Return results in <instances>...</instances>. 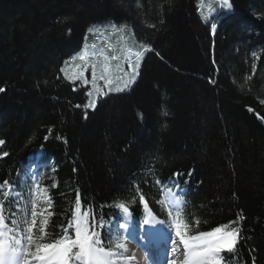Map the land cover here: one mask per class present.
Here are the masks:
<instances>
[{"label": "trees", "instance_id": "16d2710c", "mask_svg": "<svg viewBox=\"0 0 264 264\" xmlns=\"http://www.w3.org/2000/svg\"><path fill=\"white\" fill-rule=\"evenodd\" d=\"M198 1L0 0L5 235H31L39 244L75 239L82 215L97 246L111 250V224L128 217L139 226L144 203L166 220L161 198L175 188L176 220L188 236L217 227L238 230L232 251L220 252V264H264V0H229V9L216 8L208 20ZM70 5L110 14L112 28L102 39L87 32L78 55L101 53L99 59L117 63L104 73L113 89L129 79L115 80L120 60H129L132 50L144 52L142 45L150 49L122 92L95 94L94 79L96 86L103 81L100 60L94 72H69L77 50L61 47L58 33L80 37L74 24L60 19ZM26 15L37 19L52 45L35 55L20 46L13 59L6 25ZM93 100L95 108L86 107ZM35 158L48 175L42 181L49 198L44 225L37 216L33 224L14 198Z\"/></svg>", "mask_w": 264, "mask_h": 264}, {"label": "rangeland", "instance_id": "374dc122", "mask_svg": "<svg viewBox=\"0 0 264 264\" xmlns=\"http://www.w3.org/2000/svg\"><path fill=\"white\" fill-rule=\"evenodd\" d=\"M223 4H224V0H199L198 7L201 17L204 20H208L216 12L215 11L216 8L218 10L220 9L226 10L230 8V7L229 8L224 7ZM109 15H110L109 13L106 15L102 12L81 11L79 7L76 5L63 7V13L60 19L65 21L67 26H71L72 24H74L77 31L76 33L78 34L80 33L79 35L80 37L79 38H76V36L66 37L64 32L61 31L58 33L59 45L63 47L66 44H73V46L78 52L82 51L83 49L85 51L87 45H85L86 40L84 36L87 32H90L89 29H92L91 32L93 34L98 33L97 39H102L103 38L102 31L112 28V24L107 23L110 21L111 18ZM5 38H6L5 46L9 48L10 53L13 56V59H15L17 48L20 46L27 53H31L35 55L41 49L51 46L53 41L52 37L51 36L49 37L47 35V32L43 31V29H41L38 26L37 19L32 15L30 16L26 15L25 17L14 18L9 20L6 25ZM135 53H137V51L135 50L130 51V55H129L130 59L131 57H136ZM99 57L101 56H98L95 59L93 58L91 59L90 57H87V54L85 55V58L83 60L80 59V57H76V59L78 60L73 63L71 68H69L70 70L69 72H88V71L94 72L95 67L93 66L99 60L100 62L97 64V68L100 71L102 70L104 64H107L108 67L109 66L115 67L117 65V63L116 64L108 63L111 62L110 60L109 61L106 59L101 60L99 59ZM125 61L126 60L124 59L120 60V64L124 65ZM131 62L135 63L136 60ZM123 68L124 69L120 72L119 76L115 78L118 85L120 84V81L124 79V76L129 77L132 74L131 69L129 68V61L125 63ZM109 69H113V68L111 67L108 68V70ZM88 81H93V79L90 78V80ZM111 85H113V83ZM111 85L106 84L105 81H100L98 87L101 88L104 92V91H108ZM96 93L97 91H95V94ZM100 95L104 96L101 93ZM32 164L33 165L29 167V169H27L25 173L21 176V182H20L21 191L15 193L14 197L18 200L20 204V208L24 212L32 215L33 212H35L36 215L42 218L43 220L42 224L44 225L46 221V216L48 214L49 199H48L46 187L44 186L42 181L44 178H48V175L46 174L47 171H42L39 169V166L41 164L34 161L32 162ZM177 204L178 203L176 202L174 192L167 191L164 197L162 198V205L165 207V210L167 212V221L163 222L161 220H158V222L160 221L159 222L160 229H162L163 234L165 233L167 237V241H166L167 244L166 245L162 244L165 247V251L167 249V251L169 252L167 255H165L164 264H171L173 261L175 262V264L185 263L183 259V251L181 250L180 243L178 242L180 238L176 236V229H175L177 222L175 220L174 215ZM147 221L145 222L142 228V233H143V229H145L144 227L147 226L146 225ZM181 230L186 235V230L183 227H181ZM111 231L115 233L116 239L118 240V244L114 247V250L111 251V253L113 254L111 257L112 264H131V261L127 257H125L123 245L124 243L127 242L126 241L127 234L133 233L135 236H139L141 235V228L133 229L129 225V221H125V222H121L119 225L117 224L113 225L111 227ZM129 237L131 238V236ZM24 243H25V247H27L29 251L35 252L36 244H37L36 242L32 243L30 246L27 244V242ZM161 247L151 248L150 250L147 251H150L149 253H157V251L160 250ZM217 255L218 253L214 257V259L217 262V264H219L217 260ZM27 259L30 261V264H41L40 261H37L32 257H28ZM207 263L211 264L210 261H207ZM17 264H19V258H17Z\"/></svg>", "mask_w": 264, "mask_h": 264}, {"label": "snow or ice", "instance_id": "6c2138e0", "mask_svg": "<svg viewBox=\"0 0 264 264\" xmlns=\"http://www.w3.org/2000/svg\"><path fill=\"white\" fill-rule=\"evenodd\" d=\"M224 7L229 8L231 5L228 0H224ZM213 28L216 25L212 26ZM91 32L92 29H89ZM144 52L150 49L147 46L142 45ZM144 52L135 53L136 62L132 63L129 59V68L131 69V75L129 79L124 82V88H127L130 83L136 79V72L139 67L140 58L144 55ZM86 54H81L80 59H84ZM158 55V53H157ZM116 59V57H113ZM95 67V65L93 66ZM120 70V69H118ZM108 71V65L104 64L100 80L105 81L106 84L111 85L113 80L109 79L104 73ZM82 73L78 76L69 77L70 79L82 78ZM87 83V81H85ZM96 91L102 95H107L101 88L95 85V79L93 81ZM124 88L116 87L113 89L109 87L108 91L122 92ZM6 89L0 87V92H4ZM91 95V93H89ZM96 101L93 100L86 105L88 108H95ZM4 141L0 140V144ZM7 155V153H5ZM141 199H143L141 197ZM79 204V201H77ZM126 213L129 211L124 205H118ZM16 223V221H13ZM35 223V212H33V224ZM46 223V222H45ZM5 226L4 216L2 210H0V264H17V258H19V264H30L28 257H32L41 264H70V260L74 259L77 264H112V253L106 251L102 247L97 245L100 243L98 240H94L93 236L89 234L83 228V221L77 216L75 221V239L65 236L64 239H58L53 243L36 244L35 252H31L25 247L24 239H17L13 236H5L3 228ZM227 226H225L226 228ZM176 236L180 238L184 247L189 250L190 256L186 259V264L191 261V264H203L205 261H210L211 264H217L214 257L222 249L226 248L228 251H232L233 247L238 241V230L233 229L230 232H225L221 227L215 228L212 232L201 233L196 237H186L181 230L179 223L175 226ZM31 227L29 232H31ZM11 231V230H9ZM191 241V242H190ZM34 243L31 235L27 237V244L30 246ZM76 249L74 252L73 250Z\"/></svg>", "mask_w": 264, "mask_h": 264}, {"label": "bare ground", "instance_id": "6f19581e", "mask_svg": "<svg viewBox=\"0 0 264 264\" xmlns=\"http://www.w3.org/2000/svg\"><path fill=\"white\" fill-rule=\"evenodd\" d=\"M146 221L147 226L144 227L145 229H143L142 233V228ZM144 224L141 227V235L135 236L133 233L126 235L128 240H126L127 242L123 245L125 257L131 261V264H164L165 255L169 253L167 249L165 251V247L163 246L167 244V237L165 233L163 234L162 229H160L158 220L151 214L145 218ZM129 236H131V238ZM178 242L183 251L184 264H186V259L190 256V252L184 247V244L180 239ZM155 247H161V249L158 250L157 253H149L150 251H147ZM173 262L171 264H175V262ZM188 264H191L190 260L188 261ZM203 264L208 263L205 261Z\"/></svg>", "mask_w": 264, "mask_h": 264}, {"label": "water", "instance_id": "95a60500", "mask_svg": "<svg viewBox=\"0 0 264 264\" xmlns=\"http://www.w3.org/2000/svg\"><path fill=\"white\" fill-rule=\"evenodd\" d=\"M146 207V204H143V208H145Z\"/></svg>", "mask_w": 264, "mask_h": 264}]
</instances>
